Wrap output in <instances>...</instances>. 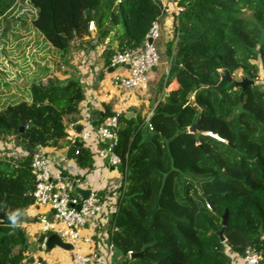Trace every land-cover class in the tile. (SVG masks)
Segmentation results:
<instances>
[{
  "label": "trees",
  "instance_id": "trees-1",
  "mask_svg": "<svg viewBox=\"0 0 264 264\" xmlns=\"http://www.w3.org/2000/svg\"><path fill=\"white\" fill-rule=\"evenodd\" d=\"M19 1L0 0V20ZM172 1L184 11L167 48L171 68L152 132L143 119L119 117L123 184L112 218L113 264H232V254L264 251V0ZM28 2L37 11L33 28L71 69L74 42L95 30L104 41L117 31L119 51L133 49L163 14L158 0ZM226 70L255 83L243 98L233 83L214 89ZM45 72L31 85L30 102L0 107V142L28 149L22 158L0 157V264H21L30 247L22 225L34 204L35 152L68 137L85 98L73 73ZM78 151L76 160L88 167L91 153Z\"/></svg>",
  "mask_w": 264,
  "mask_h": 264
},
{
  "label": "crops",
  "instance_id": "crops-1",
  "mask_svg": "<svg viewBox=\"0 0 264 264\" xmlns=\"http://www.w3.org/2000/svg\"><path fill=\"white\" fill-rule=\"evenodd\" d=\"M166 3V2H165ZM158 21L161 25V38L157 42V47L161 55L160 65L149 74V88L143 90H129L122 86L121 80L128 75L129 68L111 66L112 56L119 51L118 32L104 41H98L97 31H93L90 36L74 42L73 48L68 57L70 65L60 77L64 79L70 74H74L84 85L85 98L79 106L78 120L69 124L74 128L70 133L72 140L65 139L56 147L40 148L45 158L49 161L54 172H60L63 176L75 178L81 181L80 191L82 194L97 192L102 197V213L92 217L85 230V234L93 239L92 246H84V252L97 251L104 258H107L111 247L112 218L117 210L119 199V188L123 184V176L119 167H113L105 159L98 156L99 150L105 145L101 142L97 129L101 126L104 118L111 114H118L128 120L143 119L144 129L152 132L149 121L158 104L164 99L161 90V82L168 76L171 68V60L167 55V48L175 37V18L163 12ZM18 56V55H17ZM29 58V55H27ZM25 61V58H22ZM67 66V65H66ZM22 67V65H21ZM18 80L13 82V78L6 83L12 89L5 96L0 95L1 105L26 100L30 102L29 90L34 82H39L44 78L45 70L34 69L30 74L24 73ZM7 72L10 70L7 69ZM47 72H45L46 74ZM65 73V76H64ZM70 73V74H67ZM30 75V76H29ZM3 85L2 87H4ZM178 83H173L166 91L176 90ZM82 129L79 130L78 128ZM88 134V140H83V135ZM80 142L81 147L86 148L91 153V162L88 167H81L75 158H68L70 148ZM79 147V148H81ZM28 155V149L19 147L16 140L0 142V157L22 158ZM43 216L52 217V213L46 208L30 206L25 217L28 222L22 227L28 237L29 249L24 253L23 264H72L73 253L61 248L42 251L39 248V232L37 223ZM116 250H114V257ZM114 263V260H113ZM232 264H244L241 256L232 254Z\"/></svg>",
  "mask_w": 264,
  "mask_h": 264
},
{
  "label": "built area",
  "instance_id": "built-area-1",
  "mask_svg": "<svg viewBox=\"0 0 264 264\" xmlns=\"http://www.w3.org/2000/svg\"><path fill=\"white\" fill-rule=\"evenodd\" d=\"M162 11L175 19L184 11L172 0H158ZM166 2V3H165ZM161 25L157 20L152 24L144 41L133 49L117 51L111 58L113 68H129L128 75L121 80L124 88L129 90H143L149 88V74L156 69L161 62V55L157 42L161 38ZM175 38V37H174ZM119 117L116 114L102 122L97 129V134L105 147L98 152V156L105 159L113 167H119L121 159L116 153L120 142ZM68 127V132L73 130ZM151 130L152 127L150 126ZM88 134L83 135V140H88ZM66 139L72 140V135ZM79 149V148H78ZM75 152L76 155L79 151ZM32 173L35 177L36 188L33 194L34 206L46 208L52 217L43 216L37 223L39 232V248L48 250V240L51 235H58L65 243L72 246V264H106L102 255L97 251L84 252V246H92L93 239L85 234V230L92 217L102 213V197L97 192H92L85 198L80 191L81 181L75 178L63 176L60 172H54L49 161L39 149L33 156ZM115 247L111 244L107 264H113ZM131 255V253H130ZM244 264H264V251L256 248H248L246 254L241 257ZM12 264V263H9ZM23 264V263H21ZM34 264H40L35 262Z\"/></svg>",
  "mask_w": 264,
  "mask_h": 264
},
{
  "label": "rangeland",
  "instance_id": "rangeland-1",
  "mask_svg": "<svg viewBox=\"0 0 264 264\" xmlns=\"http://www.w3.org/2000/svg\"><path fill=\"white\" fill-rule=\"evenodd\" d=\"M36 16L37 11L29 5L28 0H20L13 10L0 20L1 98L2 95H6L12 90L6 83L10 78H13V82L16 80L20 82V75L23 72L21 73L18 70L23 71L22 67L25 69V74L34 72V69L53 70L58 72L60 77L67 70L66 61L61 57V54L33 28L32 21ZM27 55H29V58ZM23 57L25 61H22ZM66 59L70 61V57L67 56ZM16 66L18 70H16ZM7 69L10 72H7ZM233 77L234 80L241 81L242 72H236ZM258 84L264 87V70L262 68ZM3 85H5V88L2 87ZM0 107H3L1 101ZM118 256L116 250L115 262H117Z\"/></svg>",
  "mask_w": 264,
  "mask_h": 264
},
{
  "label": "water",
  "instance_id": "water-1",
  "mask_svg": "<svg viewBox=\"0 0 264 264\" xmlns=\"http://www.w3.org/2000/svg\"><path fill=\"white\" fill-rule=\"evenodd\" d=\"M117 9H118V6H116L114 10H117ZM227 83H230V84L233 83L237 88H242L243 92L241 94V98H243L244 93L248 90L250 85H255V83L253 81H250L246 78H242L241 81L234 80V77L230 74L229 71L226 70L222 76L220 84L218 86H216L214 89L219 90L221 88V86H223L224 84H227ZM26 125H27V122H23L22 127L20 129L21 133L25 132ZM78 129L81 130L82 128L79 127ZM18 140L20 141L21 137H19ZM81 146H82V144L80 142H76L70 148L69 153H68V158L72 159V156L75 154L77 149ZM83 195L85 198H88L89 193L84 192ZM227 220H228V214H226L224 216V228L220 232V237H221L223 242L225 241L224 231H225V226L227 224ZM55 248H61L65 251H72V249H73L70 244L65 243L58 235L53 234L50 236V238L48 240V249L53 250Z\"/></svg>",
  "mask_w": 264,
  "mask_h": 264
},
{
  "label": "clouds",
  "instance_id": "clouds-1",
  "mask_svg": "<svg viewBox=\"0 0 264 264\" xmlns=\"http://www.w3.org/2000/svg\"><path fill=\"white\" fill-rule=\"evenodd\" d=\"M11 219H12L13 223H15V217H12Z\"/></svg>",
  "mask_w": 264,
  "mask_h": 264
}]
</instances>
